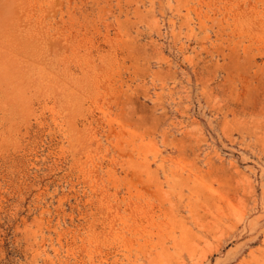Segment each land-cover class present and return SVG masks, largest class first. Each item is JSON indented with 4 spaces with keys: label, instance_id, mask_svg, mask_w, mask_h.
<instances>
[{
    "label": "rangeland",
    "instance_id": "1",
    "mask_svg": "<svg viewBox=\"0 0 264 264\" xmlns=\"http://www.w3.org/2000/svg\"><path fill=\"white\" fill-rule=\"evenodd\" d=\"M0 264H264V0H0Z\"/></svg>",
    "mask_w": 264,
    "mask_h": 264
}]
</instances>
